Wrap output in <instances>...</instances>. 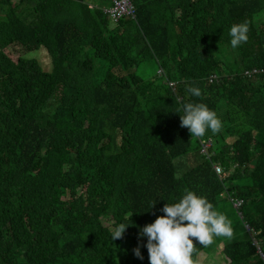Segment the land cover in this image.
Instances as JSON below:
<instances>
[{"label": "trees", "instance_id": "trees-1", "mask_svg": "<svg viewBox=\"0 0 264 264\" xmlns=\"http://www.w3.org/2000/svg\"><path fill=\"white\" fill-rule=\"evenodd\" d=\"M113 2L0 0V264H150L140 229L187 191L234 231L195 264H264V0H134L118 24ZM188 102L221 121L212 147Z\"/></svg>", "mask_w": 264, "mask_h": 264}, {"label": "clouds", "instance_id": "clouds-1", "mask_svg": "<svg viewBox=\"0 0 264 264\" xmlns=\"http://www.w3.org/2000/svg\"><path fill=\"white\" fill-rule=\"evenodd\" d=\"M132 1L134 3V0ZM113 3L115 5V0ZM114 5L109 8H113ZM125 17L118 22L114 19L112 21L118 24ZM248 32L249 26L246 21L233 24L229 32L231 46L236 48L246 43ZM25 51L28 52L26 48ZM169 85L174 91L176 90V82H170ZM187 91L195 97L201 96V90L198 87H189ZM182 111L181 127L187 128L191 137H203L207 145L212 147V137L204 135L209 129L213 133L221 130L222 123L216 113L203 103L192 102L184 104ZM235 202L238 205L244 204L243 200L239 201V198H236ZM154 204L155 202L151 204V207ZM161 211L164 215L158 216L154 222L145 225L139 232L141 238L147 237L145 246L148 250L150 264H195L193 254L196 251V244L194 240L207 247L213 243L214 237L222 236L229 240L233 238L234 231L231 221L224 214L213 210V205L205 197L198 196L193 191H187L174 204L166 203ZM129 221L128 223L122 222L112 229V241L123 238L126 229L131 224V217ZM133 252L136 257L143 259L139 246L133 249Z\"/></svg>", "mask_w": 264, "mask_h": 264}, {"label": "built area", "instance_id": "built-area-1", "mask_svg": "<svg viewBox=\"0 0 264 264\" xmlns=\"http://www.w3.org/2000/svg\"><path fill=\"white\" fill-rule=\"evenodd\" d=\"M111 13L113 19L118 22L125 16H135L136 7L132 0H115Z\"/></svg>", "mask_w": 264, "mask_h": 264}, {"label": "rangeland", "instance_id": "rangeland-1", "mask_svg": "<svg viewBox=\"0 0 264 264\" xmlns=\"http://www.w3.org/2000/svg\"><path fill=\"white\" fill-rule=\"evenodd\" d=\"M107 11H112V8H107L106 9ZM177 16H180L182 14L181 11H178L177 13ZM130 17H126V19H129ZM26 51L23 50V48L21 47H13L12 50L9 51V54L10 56L16 61L20 56H22L23 54H25ZM39 55L38 52H31V53H28L27 57L25 58H34V57H37ZM49 63V62H48ZM46 69V68H45ZM47 70V69H46ZM145 75V73H143ZM215 77V76H213ZM165 83L167 81H164ZM219 140H220V137H219ZM222 142V141H221ZM239 201H241V199H239ZM234 207L237 208V204H234ZM248 227V230H249V226ZM216 260H220L219 259V253L216 251V253L214 254V256L211 258V257H207L206 258V264H216Z\"/></svg>", "mask_w": 264, "mask_h": 264}, {"label": "crops", "instance_id": "crops-1", "mask_svg": "<svg viewBox=\"0 0 264 264\" xmlns=\"http://www.w3.org/2000/svg\"><path fill=\"white\" fill-rule=\"evenodd\" d=\"M104 3H106V2H102V4H104Z\"/></svg>", "mask_w": 264, "mask_h": 264}]
</instances>
